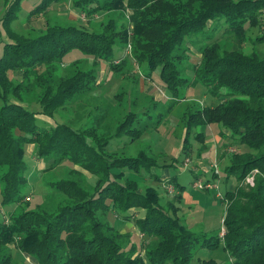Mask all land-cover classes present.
<instances>
[{
  "label": "trees",
  "instance_id": "1",
  "mask_svg": "<svg viewBox=\"0 0 264 264\" xmlns=\"http://www.w3.org/2000/svg\"><path fill=\"white\" fill-rule=\"evenodd\" d=\"M0 1L4 3L0 23L8 39L0 55V165L7 166L1 177L5 182L4 187L0 184L2 201L15 203L26 194L29 166L24 155L26 144L32 141L38 144L39 156H53V164L65 160L103 176L93 191L74 178L51 181L53 188L67 196L65 202L51 211L22 208L9 223L0 217V248L18 236L16 246L34 260L33 264H145L142 253L135 246L124 247L118 239L122 234L104 219L110 210L122 211L128 218L134 207L145 209L144 216L135 217L139 229L145 236H156L153 244H144L153 264H190L200 245L217 246L220 240L230 251L233 264H264V58L243 53L238 45L249 38L246 33L250 27L259 25L264 0H73L74 7L88 16L128 5L133 11L134 38L142 48L135 56L148 65L149 74L158 68L163 84L175 95L180 86L202 82L219 96L213 105H195L185 112L182 152H189L193 127L212 121L228 128L231 140L245 145V152H249L243 157L231 150L225 165L227 176H235L236 183L227 186L223 194L227 206L223 237L221 232L207 235L192 231L159 203L155 190H142L126 173L150 170L158 163L147 150L109 157V141H96V135L92 136L95 127L67 122L41 126L36 110L10 97L14 86L18 89L35 74L43 76L47 68L59 73L58 64L74 50L95 58L96 63L103 59L111 64L115 34L122 27L116 28L115 20H109L100 31L77 24H50L38 36L22 38L13 29L22 0ZM62 1L41 0L30 14ZM210 22L234 35L232 49L220 52L218 43L207 44L190 76L184 68L187 41L209 32ZM77 75H59L65 84L42 104L44 111L91 87L86 82L96 77L92 72ZM11 76L18 80L13 83ZM136 114H128L115 134L129 131L131 140L141 135L144 128L129 126ZM253 169L259 170L255 183H243ZM15 260L10 251L0 254V264H16Z\"/></svg>",
  "mask_w": 264,
  "mask_h": 264
},
{
  "label": "rangeland",
  "instance_id": "2",
  "mask_svg": "<svg viewBox=\"0 0 264 264\" xmlns=\"http://www.w3.org/2000/svg\"><path fill=\"white\" fill-rule=\"evenodd\" d=\"M40 1L22 0L20 13L13 23L17 36L36 37L50 24H77L100 31L109 20H115L116 28L122 27L115 34V55L111 64L103 59L96 63L95 58L82 51H72L58 64L59 73L47 68L42 73L43 76H31L18 89L17 86H11L13 90L10 97L36 110L37 122L41 126L52 127L56 122H67L76 127H95L91 135H96V141H109L106 150L109 157L116 154L137 155L140 151L147 150L156 157L158 163L150 170L143 168L138 172L126 171L139 183L140 188L144 190L151 187L155 190L159 194V203L172 214H177L192 231L206 232L207 235L223 231V217L227 211L223 194L227 186H235L236 183L235 176H227L225 165L233 148L234 152L243 154V157L249 152H245V145L233 142L230 130L216 121L194 126L189 134V152H182L186 136V126L182 118L185 112L195 105H213L220 100L219 96L212 94L209 87L202 82L180 86L179 93L175 95L163 84L158 68L149 74L148 65L142 64L135 56L142 48L137 46L134 38L131 21L133 11L128 5L123 9L88 16L74 7L73 0H63L51 4L41 13L31 15ZM3 12L4 3L0 1V18ZM246 35L249 38L238 44L241 52L264 58V37L257 38L264 36V10L259 25L250 27ZM7 40L0 23V55ZM233 41L232 33L224 28L219 30L210 22L209 32L187 41L185 54L188 59L184 68L186 67L191 76L193 65L200 62L207 44L218 43L222 52L231 50ZM78 72L94 73L96 77L86 82L91 87L75 93L58 106L46 107L47 110L44 111L42 104L55 93L60 84H65L59 75L70 78ZM11 78L13 83L18 80L17 76ZM132 111L137 114L129 126L144 128L141 135L134 140H131L129 131L115 134L118 125ZM200 131L203 132L202 136H198ZM37 146V142L33 141L26 144L24 156L29 166L24 186L26 194L15 203H4L0 187V217L6 223L22 208L51 211L65 202L67 196L50 184L54 179L74 178L85 189L93 191L103 177L102 172L91 171L65 160L53 164V156H39ZM6 170V165H0L2 187L5 182L1 177ZM258 171L252 170L255 177ZM242 182L246 183L244 180ZM130 211V217L124 218V212L110 210L104 219L122 234L118 239L124 247L135 246L140 250L144 244L145 247L153 244L156 238L144 236L135 222L136 216L145 215V209L133 207ZM220 235L224 236L222 232ZM19 238L17 236L9 246L1 247L0 254L10 251L14 260L16 258V264H33L34 260L16 246ZM223 245V240L217 246L200 245L190 264H233L230 251Z\"/></svg>",
  "mask_w": 264,
  "mask_h": 264
},
{
  "label": "built area",
  "instance_id": "3",
  "mask_svg": "<svg viewBox=\"0 0 264 264\" xmlns=\"http://www.w3.org/2000/svg\"><path fill=\"white\" fill-rule=\"evenodd\" d=\"M232 150H235V148H233ZM188 160H189V158H188ZM254 177H255V176H254V174H253L252 171H251L250 173H248V174L246 175L244 181H245L246 183H248V184L253 185V184H254V179H255ZM221 232H222V235H224V233H225V227L223 228V231H221Z\"/></svg>",
  "mask_w": 264,
  "mask_h": 264
},
{
  "label": "crops",
  "instance_id": "4",
  "mask_svg": "<svg viewBox=\"0 0 264 264\" xmlns=\"http://www.w3.org/2000/svg\"><path fill=\"white\" fill-rule=\"evenodd\" d=\"M75 51V50H74ZM72 52V51H71ZM69 54V53H68ZM109 144V143H108ZM154 168V167H153ZM152 168V169H153ZM132 224H134V223H132ZM131 224V225H132ZM134 227H136L137 228V226L135 225ZM144 236H145V234H143ZM155 238H156V236H154ZM144 242H146V240H144ZM143 242V243H144ZM138 251H140L141 253H142V255L144 256V260H145V264H153L149 259H148V257H147V255H146V249H145V247L144 246H142V248L140 249V250H138Z\"/></svg>",
  "mask_w": 264,
  "mask_h": 264
}]
</instances>
